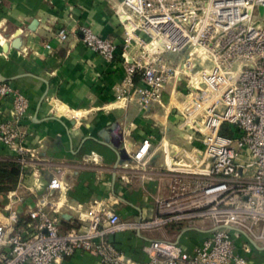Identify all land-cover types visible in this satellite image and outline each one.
<instances>
[{"label": "built area", "instance_id": "1", "mask_svg": "<svg viewBox=\"0 0 264 264\" xmlns=\"http://www.w3.org/2000/svg\"><path fill=\"white\" fill-rule=\"evenodd\" d=\"M260 7L264 0H120L114 7L123 29L119 44L80 25L84 46L123 64L116 100H135L142 110L156 103L177 115L180 143L163 135L153 145L147 135L124 163L128 172L149 181L151 149L162 152L159 175L168 177V194L153 196L151 218L123 221L108 201L96 199L79 212L73 227L61 231L53 196L67 184L59 176L51 177L33 201L26 200L19 189L28 162L37 158L21 128L30 118L29 100L0 79V98H9L12 106L9 116L0 117V142L21 164L19 182L0 206V264H58L81 251L106 264H248L252 245L264 246ZM67 36L59 29L54 37L65 41ZM172 223L203 232L191 251L178 242L152 239L144 247L148 258L138 260L111 239Z\"/></svg>", "mask_w": 264, "mask_h": 264}, {"label": "crops", "instance_id": "2", "mask_svg": "<svg viewBox=\"0 0 264 264\" xmlns=\"http://www.w3.org/2000/svg\"><path fill=\"white\" fill-rule=\"evenodd\" d=\"M119 1L1 0L0 79L28 97L30 118L21 128L25 144L37 157L28 162L19 190L33 201L51 177H61L67 187L53 196L61 231L73 227L79 212L96 199L108 201L123 221L153 217V196L168 194V177L159 175L164 169L161 150L151 149L154 172L149 181L128 172L124 163L147 135L153 145L163 135L169 143L182 141L174 112L156 103L142 110L135 100H116L114 86L124 75L122 62L106 61L81 41L80 25L117 44L122 41L123 29L114 14ZM59 29L67 31L65 41L54 37ZM164 98L168 101V93ZM11 107L9 98H0V117L9 116ZM119 152L129 159H121ZM11 157L13 151L0 142V159ZM6 202L7 194L0 193V206ZM15 206L23 212L22 203ZM202 233L172 223L127 230L111 239L127 255L146 260L144 247L152 239L178 242L191 251ZM238 249L242 252L241 246ZM247 259L248 264H264V246L252 245ZM58 264L106 263L81 251Z\"/></svg>", "mask_w": 264, "mask_h": 264}, {"label": "trees", "instance_id": "3", "mask_svg": "<svg viewBox=\"0 0 264 264\" xmlns=\"http://www.w3.org/2000/svg\"><path fill=\"white\" fill-rule=\"evenodd\" d=\"M229 134L227 131H222ZM21 173V164L12 159H0V193H8L16 188Z\"/></svg>", "mask_w": 264, "mask_h": 264}, {"label": "water", "instance_id": "4", "mask_svg": "<svg viewBox=\"0 0 264 264\" xmlns=\"http://www.w3.org/2000/svg\"><path fill=\"white\" fill-rule=\"evenodd\" d=\"M150 108V107H149ZM148 108V109H149ZM119 155H121V159H129V156L128 155H126V154H124V153H120L119 152Z\"/></svg>", "mask_w": 264, "mask_h": 264}, {"label": "rangeland", "instance_id": "5", "mask_svg": "<svg viewBox=\"0 0 264 264\" xmlns=\"http://www.w3.org/2000/svg\"><path fill=\"white\" fill-rule=\"evenodd\" d=\"M259 11L262 15H264V7H260Z\"/></svg>", "mask_w": 264, "mask_h": 264}]
</instances>
